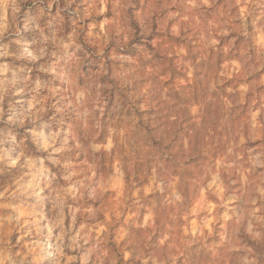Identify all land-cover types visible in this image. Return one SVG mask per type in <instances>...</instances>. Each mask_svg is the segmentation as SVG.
<instances>
[{
  "label": "clouds",
  "instance_id": "clouds-1",
  "mask_svg": "<svg viewBox=\"0 0 264 264\" xmlns=\"http://www.w3.org/2000/svg\"><path fill=\"white\" fill-rule=\"evenodd\" d=\"M0 264H264V0H0Z\"/></svg>",
  "mask_w": 264,
  "mask_h": 264
}]
</instances>
